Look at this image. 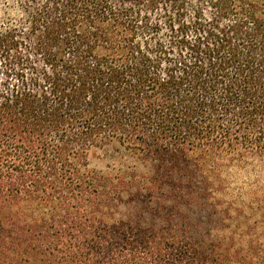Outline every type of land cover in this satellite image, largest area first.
<instances>
[{"label": "trees", "instance_id": "1", "mask_svg": "<svg viewBox=\"0 0 264 264\" xmlns=\"http://www.w3.org/2000/svg\"><path fill=\"white\" fill-rule=\"evenodd\" d=\"M253 165L264 0H0V264H264Z\"/></svg>", "mask_w": 264, "mask_h": 264}, {"label": "rangeland", "instance_id": "2", "mask_svg": "<svg viewBox=\"0 0 264 264\" xmlns=\"http://www.w3.org/2000/svg\"><path fill=\"white\" fill-rule=\"evenodd\" d=\"M90 163L92 169L107 170L108 172L116 171L121 167L123 168V158L120 155V151L112 147L94 150L90 156ZM261 167L262 165L255 167L254 165L251 166L250 172L252 173L253 177H247L245 175L241 176L236 183L233 181V187L239 186V188H243V191L245 192L253 191L256 192L259 196H264V171H262L263 168ZM257 186L259 187L257 188ZM152 205L153 204H150L149 202L139 201L132 204H127L121 209L119 217L124 218V220H128L130 223H135L138 221L139 223L145 225L150 224L155 219V221L159 222V219L156 217L154 212L149 210ZM184 211L186 212L185 209ZM194 212L199 214L197 210ZM187 213L192 214L191 211H187ZM205 216V213L201 214V217Z\"/></svg>", "mask_w": 264, "mask_h": 264}]
</instances>
